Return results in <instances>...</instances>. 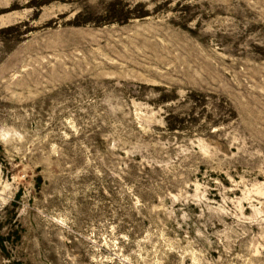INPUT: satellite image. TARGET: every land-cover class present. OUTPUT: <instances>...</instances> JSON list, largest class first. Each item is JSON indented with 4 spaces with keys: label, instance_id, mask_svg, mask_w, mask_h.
<instances>
[{
    "label": "rangeland",
    "instance_id": "obj_1",
    "mask_svg": "<svg viewBox=\"0 0 264 264\" xmlns=\"http://www.w3.org/2000/svg\"><path fill=\"white\" fill-rule=\"evenodd\" d=\"M0 264H264V0H0Z\"/></svg>",
    "mask_w": 264,
    "mask_h": 264
}]
</instances>
